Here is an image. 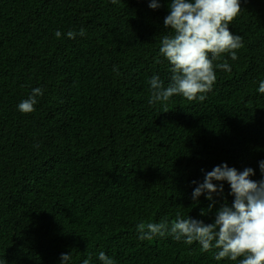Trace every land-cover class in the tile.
<instances>
[{
	"label": "trees",
	"instance_id": "obj_1",
	"mask_svg": "<svg viewBox=\"0 0 264 264\" xmlns=\"http://www.w3.org/2000/svg\"><path fill=\"white\" fill-rule=\"evenodd\" d=\"M150 2L0 0V264H61L62 254L103 264L101 251L114 264L243 259L218 261V249L167 233L141 240L137 226L177 214L213 223L234 200L228 182L213 181L223 192L211 194L212 211L208 193H192L215 166L264 179V0H240L229 30L243 46L236 60L213 61L203 101L152 104L151 78L170 83L159 48L172 32L163 24L171 0ZM224 62L230 71L215 67ZM38 87L34 111L21 113Z\"/></svg>",
	"mask_w": 264,
	"mask_h": 264
},
{
	"label": "clouds",
	"instance_id": "obj_2",
	"mask_svg": "<svg viewBox=\"0 0 264 264\" xmlns=\"http://www.w3.org/2000/svg\"><path fill=\"white\" fill-rule=\"evenodd\" d=\"M111 2L115 4L117 0ZM159 6L157 0H151L149 4L152 9ZM168 8L169 14L163 24L172 34L162 38L159 53L170 64L171 77L166 79L170 83L165 87L157 76H153L149 103L167 102L174 95H182L188 101L197 98L203 101V94L212 90L216 80L213 61L225 53L236 60V50L243 46L242 38L229 30V25L240 13V0H171ZM77 34L84 36V29L79 33L68 31L66 35L74 39ZM61 35L60 31L55 32L57 38ZM215 67L231 70L226 62ZM257 91L264 94V80L259 82ZM42 94L41 88L32 89L29 98L18 104V110L24 114L31 113L37 103L36 98ZM259 167L264 174V161L259 163ZM253 174L251 168L238 172L227 164L215 166L204 175L203 183L198 184L192 193L193 200L202 193H208L206 199L212 202L208 210L212 211L216 202L211 194L223 192V185L218 188L213 181L228 182L234 200L230 206L225 203L215 210L213 223L206 225L189 217L182 219L177 214L170 225L166 221L140 223L137 226L138 238L151 240L156 235L164 237L167 233L177 241L183 239L188 245L198 242L204 252L218 249L215 255L218 261L224 258L236 261L243 257L239 264H264V179L254 181L250 179ZM98 259L103 264H114L113 259L102 251ZM69 260L70 254L61 255V264H67ZM82 264H90V260L85 259Z\"/></svg>",
	"mask_w": 264,
	"mask_h": 264
}]
</instances>
